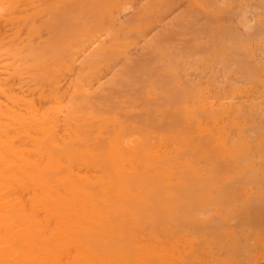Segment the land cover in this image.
Returning <instances> with one entry per match:
<instances>
[{
  "label": "bare ground",
  "instance_id": "obj_1",
  "mask_svg": "<svg viewBox=\"0 0 264 264\" xmlns=\"http://www.w3.org/2000/svg\"><path fill=\"white\" fill-rule=\"evenodd\" d=\"M0 264H264V0H0Z\"/></svg>",
  "mask_w": 264,
  "mask_h": 264
}]
</instances>
